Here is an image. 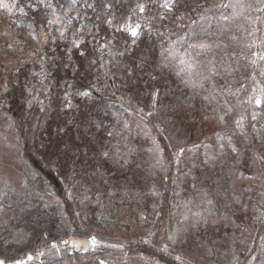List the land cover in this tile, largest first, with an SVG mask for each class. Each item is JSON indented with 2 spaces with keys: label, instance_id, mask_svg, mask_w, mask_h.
Here are the masks:
<instances>
[{
  "label": "rangeland",
  "instance_id": "374dc122",
  "mask_svg": "<svg viewBox=\"0 0 264 264\" xmlns=\"http://www.w3.org/2000/svg\"><path fill=\"white\" fill-rule=\"evenodd\" d=\"M158 3L163 25L143 22L158 43L153 70L103 90L106 118L94 122L105 123L78 149L88 169H66L58 191L26 184L1 96L9 69L45 58L59 19L0 13V213L54 207L68 230L9 264H264V0ZM70 238L91 251L64 256Z\"/></svg>",
  "mask_w": 264,
  "mask_h": 264
},
{
  "label": "trees",
  "instance_id": "16d2710c",
  "mask_svg": "<svg viewBox=\"0 0 264 264\" xmlns=\"http://www.w3.org/2000/svg\"><path fill=\"white\" fill-rule=\"evenodd\" d=\"M180 1L175 0V10ZM7 7L19 11L23 20L54 15L59 19L45 45V58L9 69L1 96L2 107L22 134L30 164L26 184H49L58 191L66 169H88L78 149L90 142L92 129L105 123L94 122L106 118L109 96L103 90H128L138 79L141 84L147 81L159 50L143 22L161 27L168 11L158 0H0V13ZM135 21L141 24L136 29ZM106 166L103 161L97 167L104 169L95 170L107 173ZM29 209L16 218L10 207L0 213V261L6 264L68 233L57 208Z\"/></svg>",
  "mask_w": 264,
  "mask_h": 264
},
{
  "label": "water",
  "instance_id": "95a60500",
  "mask_svg": "<svg viewBox=\"0 0 264 264\" xmlns=\"http://www.w3.org/2000/svg\"><path fill=\"white\" fill-rule=\"evenodd\" d=\"M67 246L69 247V255L88 253L91 250L90 242L81 238H70ZM95 251L97 252L98 249H95Z\"/></svg>",
  "mask_w": 264,
  "mask_h": 264
},
{
  "label": "snow or ice",
  "instance_id": "6c2138e0",
  "mask_svg": "<svg viewBox=\"0 0 264 264\" xmlns=\"http://www.w3.org/2000/svg\"><path fill=\"white\" fill-rule=\"evenodd\" d=\"M165 7H170V5H167V4H166ZM142 10H143V9H142ZM132 34L135 35V34H136L135 31H133ZM260 59L264 60V55H261V56H260ZM255 103H256L257 106H260V104H261V99H260V98H256ZM0 264H3V261H0Z\"/></svg>",
  "mask_w": 264,
  "mask_h": 264
}]
</instances>
